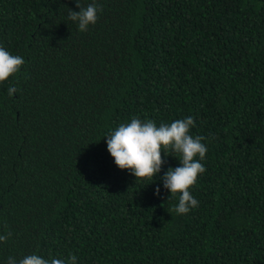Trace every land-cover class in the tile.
Segmentation results:
<instances>
[{"label":"trees","instance_id":"obj_1","mask_svg":"<svg viewBox=\"0 0 264 264\" xmlns=\"http://www.w3.org/2000/svg\"><path fill=\"white\" fill-rule=\"evenodd\" d=\"M96 3L80 32L76 0H0V46L25 60L0 83V264H264V0ZM133 116L207 137L188 214L163 187L178 157L136 182L108 152Z\"/></svg>","mask_w":264,"mask_h":264},{"label":"clouds","instance_id":"obj_2","mask_svg":"<svg viewBox=\"0 0 264 264\" xmlns=\"http://www.w3.org/2000/svg\"><path fill=\"white\" fill-rule=\"evenodd\" d=\"M76 3L80 10L77 12L69 9L67 20L75 22L80 32H87L90 25L97 23L98 13L103 10L102 5L97 4L96 0L87 7H82L79 0ZM24 64L23 57L12 55L0 46V83L19 73ZM7 91L9 97H12L19 90L10 86ZM193 127L195 120L191 116L170 124L162 123L159 127L153 120L141 121L133 116L130 123L121 124L105 135L108 152L114 158L116 166L121 170H129L136 177V182L151 180L161 171L165 163L162 152L178 157L181 166L169 168L162 177L163 187L170 191L168 199L178 196V203L172 208L177 215H186L199 206V201L189 189L196 184L198 176L206 171L200 161L205 159L208 151L206 144L202 143L207 137H193L190 134ZM159 193L160 188L157 187L155 194ZM11 237V231L0 234V242H7ZM7 264H77V257L70 255L67 259H45L34 253L19 261L9 256Z\"/></svg>","mask_w":264,"mask_h":264}]
</instances>
